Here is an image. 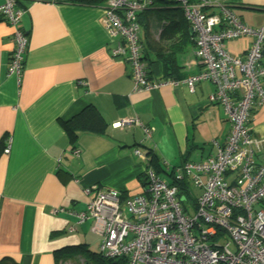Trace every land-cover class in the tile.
Masks as SVG:
<instances>
[{
    "label": "crops",
    "instance_id": "1",
    "mask_svg": "<svg viewBox=\"0 0 264 264\" xmlns=\"http://www.w3.org/2000/svg\"><path fill=\"white\" fill-rule=\"evenodd\" d=\"M16 1L26 8L22 27L29 39L22 74H10L13 28L0 18V142L6 145L11 139L10 151L0 155V264H94L79 253L66 256L68 248L81 244L99 251L100 245L95 246L101 238L91 230L92 221L78 224L71 213L86 208L85 189L114 188L125 197L148 194V167L176 182L174 169L216 154L231 123L220 103L208 101L214 91L210 81L197 83L194 90L182 84L133 91L129 59L111 54L116 41L103 23L107 0ZM223 3L249 26L264 22V0H213L205 10L217 11ZM150 13L141 17V43L147 35L155 47L177 42L160 41V27ZM251 41L231 39L225 48L244 55ZM196 47L192 43L176 54L179 69L173 76L203 68ZM150 69L152 78L166 77L161 61L152 62ZM90 104L98 107L108 126L104 133H81L72 142L62 123ZM133 116L154 127L151 139L145 140L141 126H115ZM250 127L263 140L261 154L264 106L253 109ZM257 206L264 209V201Z\"/></svg>",
    "mask_w": 264,
    "mask_h": 264
},
{
    "label": "built area",
    "instance_id": "2",
    "mask_svg": "<svg viewBox=\"0 0 264 264\" xmlns=\"http://www.w3.org/2000/svg\"><path fill=\"white\" fill-rule=\"evenodd\" d=\"M153 1H106L103 23L116 41L111 54L129 59L133 91L182 84L194 90L197 83L210 81L214 91L208 101L224 107L230 133L216 154L174 169L177 181L186 177L201 189L195 202H188L177 184L148 167V194L125 197L118 189L89 187L86 208L71 213L78 224L92 221L103 256L124 257L126 264H264V209L257 206L264 201L263 140L253 136L250 127L253 109L264 106V22L249 26L226 3L207 12L213 0H174L196 36L195 54L203 68L181 78L154 79L144 58L139 20ZM25 12L16 0L0 4V18L13 28L15 42L8 72L17 76L23 72L28 48L22 27ZM241 37L252 38L247 53L226 50V41ZM132 125L141 126L145 140L152 138L154 127L137 116L115 123L122 128ZM10 143L6 141L7 153ZM135 153L149 161L140 149Z\"/></svg>",
    "mask_w": 264,
    "mask_h": 264
},
{
    "label": "trees",
    "instance_id": "3",
    "mask_svg": "<svg viewBox=\"0 0 264 264\" xmlns=\"http://www.w3.org/2000/svg\"><path fill=\"white\" fill-rule=\"evenodd\" d=\"M79 2L86 3H103L106 0H77ZM158 2L164 3V5H156ZM150 13L153 19V23H158L160 27L159 37L160 41L172 39H179L177 42H173L169 46L165 47L163 43H156V47L154 42L148 38L143 46V54L144 58L147 61L149 67V76L152 77L151 64L154 61H161L164 67V74L166 77H175L181 78L177 76H173L176 74L179 69V65L177 64L176 54L180 51H183L186 47L191 45L192 43H196L195 34L191 33L190 24L184 17L182 7L177 4L174 0H155L152 2L150 6H148L143 12L139 15V20L142 25V15L146 12ZM171 38V39H169ZM187 39L186 42L183 40ZM163 46H162V45ZM165 47V48H164ZM65 131L67 132L70 140L74 142L77 140L81 133H104L108 123L104 118L101 111L97 106L90 104L87 105L82 111L78 114L74 115L68 121L62 123ZM5 143L0 142V155L4 151ZM151 155V164L155 163V156L152 151L148 152ZM176 182H172V184H176ZM179 187V191L181 194L189 197L188 192V183L187 180L178 181L177 183ZM66 256H73V254H82L86 259L92 258V262L94 264H126V258H107L102 255L100 251H92L84 244L78 245L76 247L68 248ZM59 258V257H58ZM57 258V259H58Z\"/></svg>",
    "mask_w": 264,
    "mask_h": 264
},
{
    "label": "rangeland",
    "instance_id": "4",
    "mask_svg": "<svg viewBox=\"0 0 264 264\" xmlns=\"http://www.w3.org/2000/svg\"><path fill=\"white\" fill-rule=\"evenodd\" d=\"M188 183V191H189V197H188V202L193 203L195 202L196 198L200 195L201 189L197 187L193 182L187 181ZM98 246H95V248H98Z\"/></svg>",
    "mask_w": 264,
    "mask_h": 264
},
{
    "label": "water",
    "instance_id": "5",
    "mask_svg": "<svg viewBox=\"0 0 264 264\" xmlns=\"http://www.w3.org/2000/svg\"><path fill=\"white\" fill-rule=\"evenodd\" d=\"M190 31H191V33H193V30L192 29H190Z\"/></svg>",
    "mask_w": 264,
    "mask_h": 264
}]
</instances>
